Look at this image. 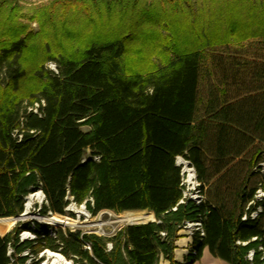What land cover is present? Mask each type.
Returning a JSON list of instances; mask_svg holds the SVG:
<instances>
[{
	"label": "trees",
	"instance_id": "1",
	"mask_svg": "<svg viewBox=\"0 0 264 264\" xmlns=\"http://www.w3.org/2000/svg\"><path fill=\"white\" fill-rule=\"evenodd\" d=\"M146 2H53L24 15L37 33L0 2V219L21 215L40 187L43 214L73 202L93 216L155 218L110 239L84 236L91 255L79 233H59L76 264H194L204 249L227 264H264V210L251 219L264 205L251 204L264 190V51L257 60L229 50L264 39V0ZM178 156L204 188L199 206L181 203ZM194 222L203 236L191 235L194 249L178 262V233ZM19 231L0 237V264L39 251Z\"/></svg>",
	"mask_w": 264,
	"mask_h": 264
},
{
	"label": "rangeland",
	"instance_id": "2",
	"mask_svg": "<svg viewBox=\"0 0 264 264\" xmlns=\"http://www.w3.org/2000/svg\"><path fill=\"white\" fill-rule=\"evenodd\" d=\"M2 0H0L1 2ZM10 3V6L12 9H15L18 14H20V22L27 24L32 32L37 33L39 30V22L36 19L28 20L24 17V15H32L36 11H40L45 9L46 7H49L50 4H53V2H61V1H68V0H7ZM146 4L150 2V0H147ZM34 12V13H33ZM230 52H239V54H242L246 58L250 59H262L263 57L261 56L263 51H264V39H249L242 44H233L229 47ZM211 53V51H209ZM206 53V52H205ZM55 64L53 62H48L46 63V69L51 71V68H53ZM56 68V66H55ZM179 158H183L184 160L188 161L184 156H178ZM177 159V158H176ZM196 172V171H195ZM258 179V176L253 177V182L256 183ZM263 184H264V178H263ZM42 191L40 187L38 189L33 188L31 190V193ZM27 198V197H26ZM43 203V202H42ZM42 203L38 200H35L28 212V215L21 219L20 221L15 220V224L3 234V237L9 233L13 228L17 227L19 228V233H18V242L20 243V237L22 232H25L27 229L28 225L33 223L35 217L34 214L37 212L38 206L42 205ZM25 205H26V200H25ZM68 206V207H67ZM66 209V218H69L73 221H67L69 224H63V226L58 228L59 233H68L69 231L71 232H89L93 233L97 236L104 235V236H111L115 233H117L119 230L126 228L129 225H136V224H130L127 219L134 217V216H150L149 212L143 211V212H123V213H117L114 211H109V210H104L96 215H91L89 216L88 214L86 215H80L78 219V212H82L83 214L85 212H88L85 210L84 205H75L73 202H70L67 205ZM84 208V209H83ZM261 210H264V205L261 208ZM72 214V215H70ZM153 215V214H152ZM155 220V218H154ZM151 222L150 220H147L145 223ZM195 223V222H194ZM72 224V225H70ZM141 224V223H139ZM192 224V223H189ZM181 230H184L185 232H181ZM180 232L178 233L180 238H188L191 237V235L198 231L197 227H188L187 223L181 229ZM64 235V234H63ZM179 238V239H180ZM176 244V243H175ZM192 240L190 242L184 241L183 246L181 247H176L179 251V255L176 254V250L174 251V259L178 262H183V257L190 252H192L193 248ZM51 250V249H50ZM9 251V250H8ZM52 251H57L55 249H52ZM21 255V254H20ZM208 258H212V256L208 252ZM214 258V257H213ZM203 259H205V253L204 250L202 252V257L200 260L196 261L194 264H203ZM216 259V258H215ZM27 260V258H26ZM219 264H223L221 260L217 259ZM26 263V261H25ZM76 264V262H73ZM84 264H89L88 262H83ZM159 264H168L165 260L161 259L159 261Z\"/></svg>",
	"mask_w": 264,
	"mask_h": 264
},
{
	"label": "built area",
	"instance_id": "3",
	"mask_svg": "<svg viewBox=\"0 0 264 264\" xmlns=\"http://www.w3.org/2000/svg\"><path fill=\"white\" fill-rule=\"evenodd\" d=\"M51 71L54 73H57L55 66L51 68ZM41 105H44L43 101H41ZM38 107H39V104H35L34 107L29 110H32L33 113L38 114ZM17 137L18 139L21 138L20 135H17ZM178 159L179 157H177L176 163H178V166L181 169V176H182L181 186L183 188L182 190L183 199L181 200V203H183L184 200H188V201L193 202L196 206H199L205 200L204 193H203L204 188L202 187V184L197 179L196 172L194 168L190 165V163L186 160H184V163H179ZM94 160L97 161L98 158L95 157ZM185 166H187L189 170L191 171L192 173L191 178L189 175L190 172L185 171ZM257 171H260L261 173H263L264 164H261L260 170H257ZM40 192L42 193V191ZM263 200H264V190L262 188H259L255 194L254 201H252L251 204L262 202ZM40 202L41 203L43 202V203L42 205L38 206L37 212H35L34 214V217H35V219L33 220L34 222L28 225L26 228L27 230L25 232H22L20 236V237H23V234H27L26 238L24 239L20 238V243L29 242V243H32V245L34 246H38V244H40L39 251L35 253V252H32L31 249H26L25 251L21 253L20 257L27 258L25 264H52V261L54 258L50 256V254H57L61 257L59 264H74L73 263L75 261L74 258H67L66 256L62 254L61 252L62 244L58 241V236H59L58 228L63 226V224H66V225L69 224L67 221H73L65 217L66 211L68 210L66 208L68 206L64 209L65 211L64 215H57L51 212H47L46 214H43L41 210H42L43 205L46 204L44 196L42 197V200ZM260 212H261V208L258 207L257 211L251 214V219L254 220ZM78 213H79L78 219L80 215H85V214L86 215L88 214L89 216L92 215L90 212H85L84 214L82 212H78ZM243 220H245V217L243 218ZM52 221L54 223H52ZM187 225L188 227H197L198 231L200 232V235L203 236V232L201 230V224L199 222H195L192 224L187 223ZM71 233H75V232H71ZM63 234L64 236L67 235L66 232H64ZM115 234L108 237V236H104L103 234L100 236H97L89 232H84V233L79 232V237H80V240L82 241V249L91 255V252H92L91 244L89 242L83 241L84 236L92 235V236H97L99 238L110 239ZM49 239L54 240L56 244L59 246L57 251H52L50 250V248L47 247L46 242ZM112 247L113 246L111 242L106 243L107 252H110L112 250ZM12 252L13 251L9 248L8 254H11ZM248 258L251 259V254H249Z\"/></svg>",
	"mask_w": 264,
	"mask_h": 264
},
{
	"label": "bare ground",
	"instance_id": "4",
	"mask_svg": "<svg viewBox=\"0 0 264 264\" xmlns=\"http://www.w3.org/2000/svg\"><path fill=\"white\" fill-rule=\"evenodd\" d=\"M178 162L179 163H184V159L183 158H179L178 159ZM185 171L187 172H190V178L192 177V173L191 171L189 170V168L187 166H185ZM42 193L39 191L35 192V193H32V194H29L26 198V215L25 217L28 215V212L33 204V202L35 200H38V201H41L42 200ZM147 220H154V216L152 214H150V216H142V215H139V216H134V217H131L129 219H127V221L130 223V224H139V223H145ZM52 223H54L52 221ZM15 224V219L14 218H3V219H0V235H3L5 232H7L13 225ZM181 232H185L184 230H181ZM27 237V234H23V239ZM184 241H186L185 238H180L178 239L175 243L177 245V247H181L183 246V243ZM179 250L176 249V254L179 255L180 253L178 252ZM204 253H205V259H203V264H219L218 260L215 259V258H208V251L205 249L204 250ZM50 256H52L54 259L52 261V264H59V261H60V256L57 255V254H50ZM223 264H227V263H223Z\"/></svg>",
	"mask_w": 264,
	"mask_h": 264
},
{
	"label": "water",
	"instance_id": "5",
	"mask_svg": "<svg viewBox=\"0 0 264 264\" xmlns=\"http://www.w3.org/2000/svg\"><path fill=\"white\" fill-rule=\"evenodd\" d=\"M43 196L45 197L44 194H43ZM25 200H26V198H25ZM25 215H26V205L24 206V212L21 215H19L17 218H14V219L16 221H20L21 219H23L25 217ZM151 222H154V220H152ZM141 224H143V223H141Z\"/></svg>",
	"mask_w": 264,
	"mask_h": 264
},
{
	"label": "crops",
	"instance_id": "6",
	"mask_svg": "<svg viewBox=\"0 0 264 264\" xmlns=\"http://www.w3.org/2000/svg\"><path fill=\"white\" fill-rule=\"evenodd\" d=\"M176 167H179L178 166V163H176ZM180 168V167H179ZM180 176H181V173H180ZM181 181H182V176H181ZM183 190V189H182ZM0 237H3V235H0ZM187 242H190L192 239L191 237H188V238H185ZM175 246L177 247V245L175 244ZM176 250V249H175ZM205 250V249H204ZM207 250V249H206ZM208 251V250H207Z\"/></svg>",
	"mask_w": 264,
	"mask_h": 264
}]
</instances>
